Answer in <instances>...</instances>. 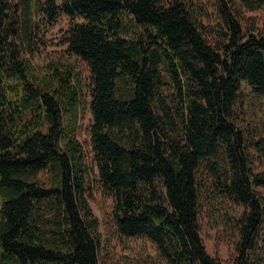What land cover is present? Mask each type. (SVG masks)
<instances>
[{
	"label": "trees",
	"instance_id": "1",
	"mask_svg": "<svg viewBox=\"0 0 264 264\" xmlns=\"http://www.w3.org/2000/svg\"><path fill=\"white\" fill-rule=\"evenodd\" d=\"M259 9L264 0H0V264H98L93 167L117 232L150 240L165 264H221L200 235L206 194L244 208L233 264H264V172L234 124L242 83L264 95V32L243 22ZM35 14L80 19L63 39L88 82L72 62L37 68L21 54ZM84 91L92 165L78 139Z\"/></svg>",
	"mask_w": 264,
	"mask_h": 264
},
{
	"label": "rangeland",
	"instance_id": "2",
	"mask_svg": "<svg viewBox=\"0 0 264 264\" xmlns=\"http://www.w3.org/2000/svg\"><path fill=\"white\" fill-rule=\"evenodd\" d=\"M55 1L58 3L60 0ZM243 17L245 27L252 25L259 32H264V9L244 10ZM33 20L35 26L30 37L28 39L23 35L20 37L21 54L24 57H31L37 68H44L52 59L72 62L84 82H88L87 66L80 59L67 55L63 39L68 25L80 19L58 14L55 20L49 21L35 14ZM89 100L87 91H84L78 139L84 147L88 163L92 165ZM234 124L244 132L247 139L252 168L256 172H264V157L257 147V142L264 138V95H254L245 83H242L241 96L235 106ZM262 147L264 148V145ZM89 185L87 199L92 214L98 220L101 237L98 264H165L150 240L144 237H124L117 232L111 215L113 197L99 184L94 167ZM209 186L208 183V189ZM243 210L241 205L227 199H212L208 194L202 199L199 212L200 235L207 253L216 257L221 264H233L236 256L235 242L238 239L233 218L240 216ZM263 239L258 240L259 254H264Z\"/></svg>",
	"mask_w": 264,
	"mask_h": 264
}]
</instances>
